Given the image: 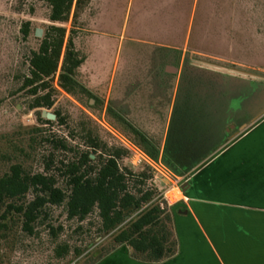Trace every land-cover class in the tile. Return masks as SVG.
<instances>
[{
  "label": "trees",
  "instance_id": "1",
  "mask_svg": "<svg viewBox=\"0 0 264 264\" xmlns=\"http://www.w3.org/2000/svg\"><path fill=\"white\" fill-rule=\"evenodd\" d=\"M44 2L49 7L51 25L39 40L38 49L27 59L28 74L22 79L20 91H26L30 97L29 112L35 113L37 123L30 130L31 148L48 150L42 157L40 172L29 173L18 164L0 176V257L2 245L10 244L16 228L29 239L36 238L38 231L45 228L51 239L57 241L64 230L54 226L52 213L63 210L66 221L77 225L75 233L90 239L88 245L98 239L105 241L77 263L89 247L58 244L53 251L56 264L62 260L69 264H99L121 248H127L130 257L143 264L169 261L177 255L178 242L169 204L152 184L153 171L146 165L136 170L123 166L127 150L110 135L104 136L91 119L79 123L70 134L73 140L80 138L85 150L73 146L68 137L42 129L54 125L68 127V118L59 111L53 113L55 122L42 118V111H52L62 93L81 105L82 98L98 103L79 80L86 56L78 49V41L90 31L101 30L98 0ZM31 28V22L22 26L25 40ZM87 108L95 107L89 102ZM108 117L152 160L160 159L161 147L143 132L112 108ZM170 149L161 159L173 173H178L168 157Z\"/></svg>",
  "mask_w": 264,
  "mask_h": 264
},
{
  "label": "rangeland",
  "instance_id": "2",
  "mask_svg": "<svg viewBox=\"0 0 264 264\" xmlns=\"http://www.w3.org/2000/svg\"><path fill=\"white\" fill-rule=\"evenodd\" d=\"M97 4L98 25L101 30L110 32L113 38L102 40L84 34L78 41V49L86 56L79 80L88 88L92 87L98 103L82 98L81 105L62 93L54 109L43 110L42 114L44 111L51 114L59 111L63 117L68 118V127H42L48 134L68 137L73 146H80L85 150L80 138L73 140L70 134L79 123H86L91 119L99 125L104 136L110 135L115 142L119 141L113 135L128 139L116 127L113 118L108 117V110L112 108L111 103L107 105L108 84L119 59L118 42L124 36L126 50L132 39L139 42L140 38L145 39L150 33L154 34L155 29L165 26L173 17L172 14L177 15L175 25L180 42L184 43L189 35L190 46L198 45L197 48L203 47L204 52L214 55L206 58L187 50L182 70L225 75L238 80L234 85L227 83L231 93L237 91L239 94L235 95L237 98L228 113L232 125H237L239 118L250 121L264 114V0H98ZM98 12L93 13L98 16ZM49 14V7L44 0H0V176L7 173L11 166L18 164L29 173L35 174L42 170V157L48 149L36 146L31 148L30 130L37 123L35 113L29 112L31 99L26 91L21 92L20 89L23 77L28 74L27 59L39 46L40 38L36 37V31L42 30L44 35L46 28L51 25L48 21ZM150 15L158 18L153 20ZM26 22L32 24L27 40L21 33ZM140 52L145 55L143 65L150 59L160 57L158 51ZM178 54L167 61L170 55L163 53L164 64L167 63L166 66L170 69L174 68L171 64L175 62L180 65L184 52L179 51ZM127 57L131 58L130 55ZM214 57L220 59H213ZM140 66L137 64L136 75L141 77L146 72ZM89 102L94 109L87 108ZM233 111H237V114ZM163 136L162 132H157L158 141L155 140L154 143L164 151ZM191 150L192 147H180L179 152L186 156ZM188 165L179 163L184 168ZM159 170L160 173H153L152 184L164 198V194L173 188L176 180L179 182L178 187L182 180H178V176L166 166ZM178 194V191L172 193L168 204L181 198ZM52 219L56 228L62 226L64 230L57 241L51 239L45 228L38 231L36 238L30 239L23 237L16 228L10 244H3L1 247L0 264H56L53 251L58 244L88 246V252L75 262L77 263L105 241L98 239L95 244L88 245L90 239L75 233L77 225L66 221L63 210H53ZM60 264L69 262L62 260Z\"/></svg>",
  "mask_w": 264,
  "mask_h": 264
},
{
  "label": "crops",
  "instance_id": "3",
  "mask_svg": "<svg viewBox=\"0 0 264 264\" xmlns=\"http://www.w3.org/2000/svg\"><path fill=\"white\" fill-rule=\"evenodd\" d=\"M172 16L154 34L139 42L132 39L126 50L122 36L117 67L108 84L107 105L111 103L114 112L153 142L158 141L157 132L164 134L160 159L168 148L176 81L183 73L185 53L189 50L206 58L214 56L204 52L203 47L190 46L189 35L184 43L180 42L177 15ZM89 33L102 40L113 38L106 30ZM140 51H158L160 57L143 65L145 55ZM179 51L184 52L180 65L175 62L170 69L162 54L170 55V61ZM137 64L144 67L146 75H136ZM88 90L93 91L91 86ZM174 151L171 160L178 172L174 174L182 180L175 192L181 198L170 202L169 207L178 252L161 264H264V114L244 124L236 142L214 153L202 156V148L197 147L186 156ZM179 163L189 165L184 168ZM99 264L143 263L133 260L127 248H121Z\"/></svg>",
  "mask_w": 264,
  "mask_h": 264
},
{
  "label": "flooded vegetation",
  "instance_id": "4",
  "mask_svg": "<svg viewBox=\"0 0 264 264\" xmlns=\"http://www.w3.org/2000/svg\"><path fill=\"white\" fill-rule=\"evenodd\" d=\"M237 81L225 75L198 74L190 69L178 76L166 139V146L172 148L168 152L170 160L175 156L173 148H202V156H205L239 139L242 127L249 121L239 118L237 125L233 126V122L228 119V113L237 98L235 95L239 94L237 91L231 93L227 83L234 85ZM234 113L237 114V111Z\"/></svg>",
  "mask_w": 264,
  "mask_h": 264
},
{
  "label": "built area",
  "instance_id": "5",
  "mask_svg": "<svg viewBox=\"0 0 264 264\" xmlns=\"http://www.w3.org/2000/svg\"><path fill=\"white\" fill-rule=\"evenodd\" d=\"M114 136L122 145V147L128 152V157L124 161L123 166L136 170L140 166L146 165L153 171V173H160L159 169L165 168L162 159H159L158 161H154L147 154H145L139 147H137L128 139L122 136H116V135ZM178 184L179 182L176 180V183L173 185V188L164 194V198L167 202H169L170 195L174 193L176 189H178Z\"/></svg>",
  "mask_w": 264,
  "mask_h": 264
},
{
  "label": "water",
  "instance_id": "6",
  "mask_svg": "<svg viewBox=\"0 0 264 264\" xmlns=\"http://www.w3.org/2000/svg\"><path fill=\"white\" fill-rule=\"evenodd\" d=\"M36 37L37 38H42L43 37V31L42 30H37L36 31ZM42 118L46 121H49V122H55L56 121V116H54L53 114L47 112V111H44L43 114H42ZM92 160L95 159L94 156L91 157Z\"/></svg>",
  "mask_w": 264,
  "mask_h": 264
}]
</instances>
